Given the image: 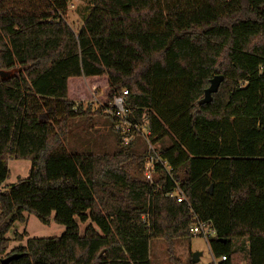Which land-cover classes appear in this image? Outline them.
<instances>
[{
    "label": "trees",
    "instance_id": "trees-1",
    "mask_svg": "<svg viewBox=\"0 0 264 264\" xmlns=\"http://www.w3.org/2000/svg\"><path fill=\"white\" fill-rule=\"evenodd\" d=\"M69 1L0 0V185L8 159L30 161L0 190V253L25 212L65 227L7 264H151L156 238L173 261L194 216L218 264H264V0H88L77 30ZM99 81L104 109L126 91L124 118L150 132L152 184L137 131H112L111 154L67 151L68 121L89 110L75 91ZM176 186L186 201L167 196Z\"/></svg>",
    "mask_w": 264,
    "mask_h": 264
},
{
    "label": "rangeland",
    "instance_id": "rangeland-1",
    "mask_svg": "<svg viewBox=\"0 0 264 264\" xmlns=\"http://www.w3.org/2000/svg\"><path fill=\"white\" fill-rule=\"evenodd\" d=\"M88 5V0H70L66 15L67 22L77 30L82 24L83 11ZM96 90L84 91L81 95L75 91L73 99L77 102L83 101V106H89L86 114L68 121L69 128L65 138V147L73 153H94L111 154L117 149L114 126L111 129L110 115L105 113V97L101 95L103 82L94 84ZM81 95H79V94ZM110 117V118H109ZM117 124V123H115ZM114 124V125H115ZM122 126V124L120 125ZM143 139V137H142ZM141 138L137 140V150L145 151L146 145ZM129 141V140H128ZM8 177L1 183L0 190L13 184L17 179L28 175L30 161L26 159H8ZM25 221H16L6 233L9 239L8 246L4 253H0V260L5 254L16 246H23L30 237H57L64 231V226L56 223L52 218L49 224L41 223L31 213H24ZM76 219V218H75ZM80 233L83 232L87 223H81L76 219ZM173 261H170L167 254V243L161 239H153L149 243V260L151 264H194L192 254L198 253L199 259L196 264H212L211 255L207 241L202 236H190V238L174 239L172 243ZM239 264H244L240 261Z\"/></svg>",
    "mask_w": 264,
    "mask_h": 264
},
{
    "label": "built area",
    "instance_id": "built-area-1",
    "mask_svg": "<svg viewBox=\"0 0 264 264\" xmlns=\"http://www.w3.org/2000/svg\"><path fill=\"white\" fill-rule=\"evenodd\" d=\"M126 94V91L122 92L121 96H117L113 99L112 106L114 107V110H111L109 108L104 109L103 111L113 117H118L120 119V123H117L114 125V129L120 131L122 134H128L131 131H137L141 134L143 139L146 142L147 145V154L148 157L146 158L144 169H143V179L149 184L153 183V173H154V165L156 163H161L162 160L159 157V153L155 150V146L152 145L149 141V135L150 132L144 127L136 124H132L129 121H127L124 118V98L123 96ZM122 124V126H120ZM133 138L132 135H128L124 137L125 141L131 140ZM166 168V166H165ZM168 197L174 198L177 202H184L186 201V198L183 194V192L179 189L178 186L175 187V189L167 194ZM193 222L189 225V233L191 236H202L207 242L208 240L214 236L215 231L212 228L211 223L207 221H203L198 219L196 216L193 217ZM225 258H213L212 264H218L220 261H223Z\"/></svg>",
    "mask_w": 264,
    "mask_h": 264
},
{
    "label": "water",
    "instance_id": "water-1",
    "mask_svg": "<svg viewBox=\"0 0 264 264\" xmlns=\"http://www.w3.org/2000/svg\"><path fill=\"white\" fill-rule=\"evenodd\" d=\"M223 77L222 75H214L209 82V86L204 90L203 93V97L198 101L199 104L202 103H207L209 101H211L212 97V93H215L218 89V86L220 84V82L222 81ZM18 255L17 254H11L6 256L4 259L0 260L1 264H7L10 260L17 258ZM199 259V254L198 253H193L192 254V262L194 264H196L198 262Z\"/></svg>",
    "mask_w": 264,
    "mask_h": 264
}]
</instances>
